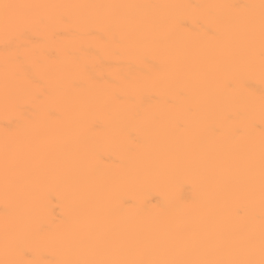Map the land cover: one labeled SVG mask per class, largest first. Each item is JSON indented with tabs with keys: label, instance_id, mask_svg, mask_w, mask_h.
I'll return each mask as SVG.
<instances>
[{
	"label": "bare ground",
	"instance_id": "bare-ground-1",
	"mask_svg": "<svg viewBox=\"0 0 264 264\" xmlns=\"http://www.w3.org/2000/svg\"><path fill=\"white\" fill-rule=\"evenodd\" d=\"M0 264H264V0H0Z\"/></svg>",
	"mask_w": 264,
	"mask_h": 264
}]
</instances>
